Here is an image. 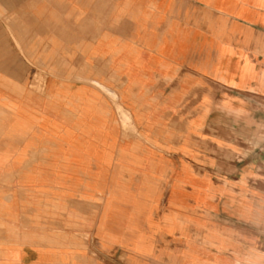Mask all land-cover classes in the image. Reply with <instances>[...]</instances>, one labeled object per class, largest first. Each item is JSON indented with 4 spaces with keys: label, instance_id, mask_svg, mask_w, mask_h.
<instances>
[{
    "label": "crops",
    "instance_id": "1",
    "mask_svg": "<svg viewBox=\"0 0 264 264\" xmlns=\"http://www.w3.org/2000/svg\"><path fill=\"white\" fill-rule=\"evenodd\" d=\"M0 264H264V0H0Z\"/></svg>",
    "mask_w": 264,
    "mask_h": 264
}]
</instances>
